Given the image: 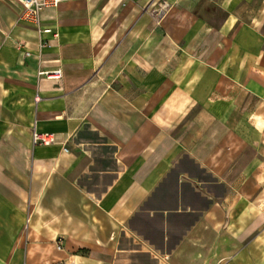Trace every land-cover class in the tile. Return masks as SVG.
Listing matches in <instances>:
<instances>
[{
    "label": "crops",
    "instance_id": "0c3cea01",
    "mask_svg": "<svg viewBox=\"0 0 264 264\" xmlns=\"http://www.w3.org/2000/svg\"><path fill=\"white\" fill-rule=\"evenodd\" d=\"M22 10L0 0V264H264V0Z\"/></svg>",
    "mask_w": 264,
    "mask_h": 264
},
{
    "label": "built area",
    "instance_id": "2783aa9c",
    "mask_svg": "<svg viewBox=\"0 0 264 264\" xmlns=\"http://www.w3.org/2000/svg\"><path fill=\"white\" fill-rule=\"evenodd\" d=\"M18 1L23 6V10L21 13V20L34 24L38 28V31L44 33L50 32V28H39L40 12L44 8L57 7L61 2V0H18ZM168 8H169V4L163 1L158 6L150 8L149 12L155 18L156 23H159L162 20V18L165 16ZM25 54L28 55L29 53L26 52ZM38 74L52 79L61 78L60 69L52 70V71L41 70L38 72ZM31 138H32V143L34 145L52 146L59 144L56 135L53 132H49V131H38L36 129H33ZM63 150H67V148L63 147ZM54 246L59 251L64 250V244L62 238H56L54 240ZM45 264H77V263L74 259V255L69 253L62 258L52 260Z\"/></svg>",
    "mask_w": 264,
    "mask_h": 264
},
{
    "label": "rangeland",
    "instance_id": "374dc122",
    "mask_svg": "<svg viewBox=\"0 0 264 264\" xmlns=\"http://www.w3.org/2000/svg\"><path fill=\"white\" fill-rule=\"evenodd\" d=\"M146 258L144 257V260H145Z\"/></svg>",
    "mask_w": 264,
    "mask_h": 264
}]
</instances>
